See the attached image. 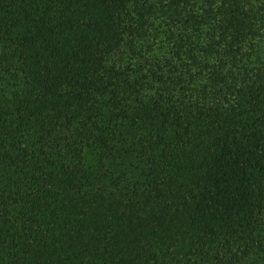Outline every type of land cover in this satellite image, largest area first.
<instances>
[{"label":"trees","instance_id":"trees-1","mask_svg":"<svg viewBox=\"0 0 264 264\" xmlns=\"http://www.w3.org/2000/svg\"><path fill=\"white\" fill-rule=\"evenodd\" d=\"M0 264H264V0H0Z\"/></svg>","mask_w":264,"mask_h":264}]
</instances>
